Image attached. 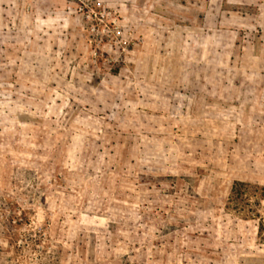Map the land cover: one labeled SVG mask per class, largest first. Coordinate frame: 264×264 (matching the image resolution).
Here are the masks:
<instances>
[{"label":"rangeland","instance_id":"1","mask_svg":"<svg viewBox=\"0 0 264 264\" xmlns=\"http://www.w3.org/2000/svg\"><path fill=\"white\" fill-rule=\"evenodd\" d=\"M68 2L76 51L0 53V264H264V89L186 119L152 8Z\"/></svg>","mask_w":264,"mask_h":264},{"label":"crops","instance_id":"2","mask_svg":"<svg viewBox=\"0 0 264 264\" xmlns=\"http://www.w3.org/2000/svg\"><path fill=\"white\" fill-rule=\"evenodd\" d=\"M199 1L122 0L128 22H146L135 21L134 10L150 7L157 13L154 22L169 25L172 51H159L155 65L157 71L170 73V103L186 119L208 113L200 119L219 130L226 120L245 118L243 104L256 105L259 87L264 89V0ZM67 4L68 0H31L24 11L12 0H0V53L76 51L83 34L75 27L76 17L65 11ZM227 33L241 40L240 47L227 49Z\"/></svg>","mask_w":264,"mask_h":264},{"label":"built area","instance_id":"3","mask_svg":"<svg viewBox=\"0 0 264 264\" xmlns=\"http://www.w3.org/2000/svg\"><path fill=\"white\" fill-rule=\"evenodd\" d=\"M81 9V8H80ZM82 10V9H81Z\"/></svg>","mask_w":264,"mask_h":264}]
</instances>
